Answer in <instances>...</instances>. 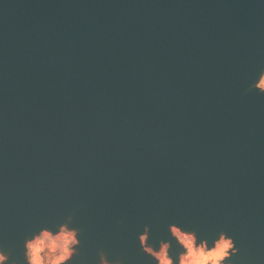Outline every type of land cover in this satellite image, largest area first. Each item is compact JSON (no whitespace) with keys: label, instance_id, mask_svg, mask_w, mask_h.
<instances>
[{"label":"water","instance_id":"water-1","mask_svg":"<svg viewBox=\"0 0 264 264\" xmlns=\"http://www.w3.org/2000/svg\"><path fill=\"white\" fill-rule=\"evenodd\" d=\"M261 70L264 0H0V246L71 219L149 264L179 222L264 264Z\"/></svg>","mask_w":264,"mask_h":264},{"label":"clouds","instance_id":"clouds-1","mask_svg":"<svg viewBox=\"0 0 264 264\" xmlns=\"http://www.w3.org/2000/svg\"><path fill=\"white\" fill-rule=\"evenodd\" d=\"M255 90L264 93V70L259 71L253 84ZM149 228L144 227L136 237L140 250L150 258L149 264H235L233 257L239 248L231 235L219 232L215 235L197 234L179 222L167 225L168 238L149 244ZM173 242L178 249L172 253ZM80 232L71 219L40 226L30 231L23 239L22 264H86L77 258L80 247ZM0 246V264H20ZM95 264H123L101 252Z\"/></svg>","mask_w":264,"mask_h":264}]
</instances>
